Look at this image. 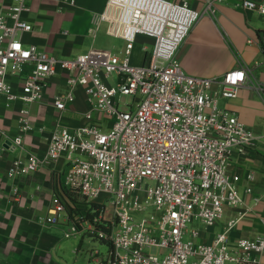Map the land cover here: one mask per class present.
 <instances>
[{
	"label": "built area",
	"instance_id": "built-area-1",
	"mask_svg": "<svg viewBox=\"0 0 264 264\" xmlns=\"http://www.w3.org/2000/svg\"><path fill=\"white\" fill-rule=\"evenodd\" d=\"M225 1L205 0L199 12L186 1L107 0L94 15L89 35L96 39L106 25L107 36L124 42L122 56L94 47L62 60L25 45V36L34 32L23 18L31 11L28 0H5L6 7L0 0V94L7 102L24 107L40 102L49 81L63 73L67 91L55 99L54 108L64 112L74 90L82 88L92 107L86 119L92 121L93 113L103 117L100 126L74 131L58 125L43 158L17 159L8 174L17 179L47 164H66L64 185L46 222L58 225L63 216L74 225L66 238L86 232L107 242L108 255L91 252V263L259 264L264 232L236 242L230 234L253 207L264 203V195L254 197V173L246 176L249 186L242 195V179L230 170L235 157H245L261 137L220 105V100L238 99L250 71L241 68L221 81L204 80L187 76L175 62L195 25L203 17L215 18ZM242 9L264 18V2L244 0ZM141 36L153 40V46L144 49V64L134 66L132 53ZM255 66L264 68V63ZM113 75L118 81L111 86ZM120 77L125 81L119 83ZM255 89L264 101V85ZM121 97L133 98L128 110L120 109ZM19 126L9 145L12 151L23 150L25 135L32 131L27 109L19 113ZM64 190L97 205L101 213L93 220L70 219L69 207L74 206ZM228 210L236 215L228 217ZM223 220L224 230L211 244L200 243ZM193 223L202 229L189 230ZM261 225L264 229V218ZM152 249L158 254H150Z\"/></svg>",
	"mask_w": 264,
	"mask_h": 264
},
{
	"label": "crops",
	"instance_id": "crops-1",
	"mask_svg": "<svg viewBox=\"0 0 264 264\" xmlns=\"http://www.w3.org/2000/svg\"><path fill=\"white\" fill-rule=\"evenodd\" d=\"M1 1L4 3L2 6L6 7L5 0ZM75 1L76 6L71 7L45 0H28L31 11L23 18L34 27V32L25 36V45L35 46L62 60H73L94 47L109 50L97 45V38L89 35L94 15L105 9L107 0ZM166 1H186L199 12L205 7V0ZM243 1L226 0L217 6L215 18L203 17L178 50L175 62L187 76L213 81H221L228 72L249 69L248 84L241 90L238 99L220 100V105L236 114L248 129L261 137L257 147L245 157H235L230 170L242 179L239 186L242 195L249 186L246 176L254 173L256 179L251 187L254 197H260L264 195V121L260 120L264 118V101L255 87L264 85V68L255 65L264 63V18L244 11ZM249 1L257 4L264 2ZM82 10L89 14L86 37L76 33L71 38L64 35L66 31L60 32L65 26L77 27L75 20L84 12ZM145 43L153 46V40L138 37L132 53V65L144 64V49L149 50L148 46L142 47ZM110 51L119 56L123 53ZM66 80L67 74L63 73L50 80L43 99L29 107L21 103L9 104L0 94V264H70L58 256L62 232L59 227L62 224L46 222L52 202L64 185L66 164L63 161L51 163L21 178L8 177L17 159L26 161L30 155L39 158L45 156L49 138L58 125L74 131L84 126L103 124V117L98 113H93L92 121L86 119L92 107L82 88L74 90L73 101L67 104L64 112L54 108L55 99L64 96L67 91ZM15 89L19 91L20 88L15 86ZM22 109L30 113L32 131L25 135L23 150L12 151L9 145L19 135V113ZM15 189L18 196L14 195ZM247 201L252 205V197H247ZM253 208L251 215L231 232L233 242L243 238L253 239L264 232L261 225L264 203ZM234 215L235 212L228 210V217ZM61 218L70 225L67 218ZM221 223L222 226L219 223L215 227H221L219 232L209 236L203 234L200 243L210 245L214 237L224 230L226 220ZM258 261L264 264V253L258 256Z\"/></svg>",
	"mask_w": 264,
	"mask_h": 264
},
{
	"label": "rangeland",
	"instance_id": "rangeland-1",
	"mask_svg": "<svg viewBox=\"0 0 264 264\" xmlns=\"http://www.w3.org/2000/svg\"><path fill=\"white\" fill-rule=\"evenodd\" d=\"M48 2H54L56 4L59 5H66V6H71L74 7L76 6V1L75 0H45ZM75 2L74 5H72L71 3ZM84 12H81L80 15L77 17V19L75 20V24L77 27L75 26H65L63 28L60 29V32L66 31L68 32L69 37H73L76 33H79L81 35H83L84 37L86 34V20H87V16H89L88 12L86 10H82ZM77 28V29H76ZM106 31V25H104L101 29V32L99 33L98 37H97V45L101 46H105L106 48L110 50H114V52H121L124 50V42L119 41V40H115L112 38H109L106 36L105 34ZM59 32V33H60ZM141 46V45H140ZM148 46L149 50H152V46L150 43H145L142 45V47ZM118 81L117 76L113 75V77L109 80V84L111 86H114ZM133 103V98L132 97H121L120 98V109L122 110H128L129 107L128 105H132ZM261 121H264V118H260ZM104 123V122H103ZM264 124V122H263ZM105 130V129H104ZM106 131V130H105ZM80 202V208H83V204L84 202L79 201ZM76 209L75 212H72V215H69L70 219H75L76 217L78 218H83L85 215L83 213L82 210ZM138 220H141V218H139ZM60 227L62 229L61 235H60V247L61 249H59V253L58 256L62 257L63 259H65L66 261H68L70 264H74L75 262H77V264H93L91 263L90 260V253L91 252H99L101 254V257H106L110 251V246L108 245L107 242H103L93 236H90L89 234H87L86 232H82L81 234H78L77 236H72L70 238H66L67 234L71 233L72 227L74 226L73 224L70 223V225H68L67 223H65L64 219H60ZM67 224V225H66ZM220 226H222V223L219 224ZM215 228L214 230H208L207 232H205V234L207 236H209L212 233H217L220 231L221 227ZM193 228H199L202 229V226H200L197 223H193V224H189L188 225V229L191 230ZM188 240H190V238L186 237L185 238V242H187ZM150 254L156 255L158 254V251L155 249H152L149 251Z\"/></svg>",
	"mask_w": 264,
	"mask_h": 264
},
{
	"label": "trees",
	"instance_id": "trees-1",
	"mask_svg": "<svg viewBox=\"0 0 264 264\" xmlns=\"http://www.w3.org/2000/svg\"><path fill=\"white\" fill-rule=\"evenodd\" d=\"M60 193L61 191L59 192L58 195H60ZM62 195L67 197L71 201L72 205L74 206V208L69 207L70 214H72V212H75L76 209H79L81 207L80 206L81 204L79 202L80 200L78 199L77 195L72 194L69 191H65V190L62 192ZM83 205H84V208H80V210H82L83 213L85 212V216H86L85 218L88 220H93L95 217H97L101 213L97 205L89 206L86 203H84ZM93 211H96V212L92 213Z\"/></svg>",
	"mask_w": 264,
	"mask_h": 264
},
{
	"label": "water",
	"instance_id": "water-1",
	"mask_svg": "<svg viewBox=\"0 0 264 264\" xmlns=\"http://www.w3.org/2000/svg\"><path fill=\"white\" fill-rule=\"evenodd\" d=\"M122 80L125 81V77H120V78H119V83H121Z\"/></svg>",
	"mask_w": 264,
	"mask_h": 264
}]
</instances>
